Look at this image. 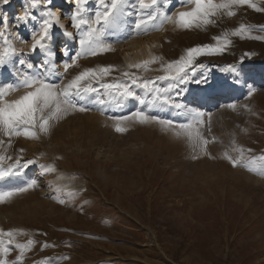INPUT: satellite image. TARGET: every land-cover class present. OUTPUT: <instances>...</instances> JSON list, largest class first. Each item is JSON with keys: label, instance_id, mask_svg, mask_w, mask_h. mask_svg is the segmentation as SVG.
<instances>
[{"label": "rangeland", "instance_id": "obj_1", "mask_svg": "<svg viewBox=\"0 0 264 264\" xmlns=\"http://www.w3.org/2000/svg\"><path fill=\"white\" fill-rule=\"evenodd\" d=\"M253 2L264 8V0ZM160 3L169 15L191 7L182 0ZM25 7L26 0H9L0 5V17L8 18L13 42L18 49H25L22 58L36 65L32 70L36 71L43 69V63L39 55H31L30 33L38 26L42 9L33 13H38L36 22L17 27L16 17ZM50 8L74 33L72 43L61 38L55 46L57 56L52 70L63 73L64 62L71 63V57L80 49L79 35L70 19L75 4L60 5L53 0ZM95 8V0H88L89 12ZM235 11L236 15H225L206 30L177 29L165 23L159 30L137 33L133 30L135 17L129 16L108 39L115 51L82 55L77 60L79 67L70 68L64 77L57 74L50 79L60 83L85 68L103 65L128 70V64L144 60L133 61V49L138 45L149 46L151 56H162L165 62L176 60L185 49L214 44L213 37L230 33L241 23L250 26L251 37H264V11L248 6ZM229 38L231 44L222 53L198 57L195 72L189 71L190 77L206 78V83L190 79L187 84H176L172 93L176 102L204 113L201 130L209 139L207 151L214 158L201 155L192 159L189 142L158 124L128 121L123 125L128 131L117 133L111 119L130 116L140 109L176 123L187 122L190 117L182 111L148 108L135 99L106 104L101 111L95 103L97 94H89L83 101L90 111L69 114L54 125L49 135L41 134L39 139L14 136L11 147L5 145L0 150L3 155L20 156V165L34 161L27 168L14 169L18 174L0 179V191L26 186L33 180L38 185L0 203V228L23 230L14 234L10 245L6 235L0 237L4 241L0 247L10 249L5 257L9 264L20 254L16 245H26L29 239L34 243L30 250H24L22 264H264V175L250 170L264 168V39L247 35ZM64 49L68 55H64ZM241 56L245 57L242 64ZM228 65H238L239 74L230 72ZM23 70L17 61L15 73ZM122 71L106 77V82L121 78ZM139 74L163 75L142 70ZM10 78L1 79L0 88L8 85ZM227 81L238 84V90L219 96L220 100L228 99L222 104L217 97L203 100L195 95L205 85L214 87ZM166 83L158 82L160 86ZM94 86L102 96L103 89L99 84ZM132 88L143 95L142 89L135 85ZM253 88L255 92L249 97ZM177 91L181 95H176ZM233 104L235 108L229 107ZM0 139L7 137L0 135ZM233 139L245 149L247 164L242 161L233 166L223 158ZM13 162L0 163L6 166ZM43 165L55 166L56 170L45 172ZM58 185L61 191H56ZM58 198L68 203L60 204Z\"/></svg>", "mask_w": 264, "mask_h": 264}, {"label": "snow or ice", "instance_id": "obj_2", "mask_svg": "<svg viewBox=\"0 0 264 264\" xmlns=\"http://www.w3.org/2000/svg\"><path fill=\"white\" fill-rule=\"evenodd\" d=\"M53 0H26V7L23 14L16 17L19 27L21 24L28 25L30 22H36L38 17L34 15V11L42 9L40 12L38 26L31 30V46L30 51L35 53L41 52L45 56L43 67L46 71L36 68L32 62L22 58L25 55L24 48H17L13 42L11 33L8 31V18L0 17V24L4 27L0 28V67L18 63L25 69L17 71V82L15 85L9 84L7 87L0 88V135L7 137V140L0 139V150L5 145L11 147L12 138L24 136L27 139H39L41 134L49 135L56 123L74 112H87L90 107L83 103L89 94H97L95 103L100 105L99 110L109 103L122 104L129 99H135L148 108H165L170 107L180 110L184 115L189 116L187 122L176 123L171 119H163L156 115H151L144 110H136L130 116L112 117L115 121L113 127L117 133H125L128 131L125 122L134 121L139 124H158L163 130L171 131L176 137L183 136L192 147V159L197 160L201 155L211 154L207 151L209 139L205 137L201 130L204 124L202 117L204 113L196 109L187 108V106L176 102L172 93L176 84H187L189 80H194L197 84L206 83L207 79H195L189 75V71L195 72L196 61L198 57L205 55H213L222 53L227 46L231 44L229 36H239L245 38L264 39V37H251L250 26L243 23L239 24L230 33L222 36L213 37L214 44H202L189 47L176 60L165 62L162 56H150L149 59L142 60L138 63L128 64L127 69L122 71L115 65H103L96 68H85L72 77L70 80H61L60 83L51 81L50 76L59 75L66 76L69 69L79 67L77 60L82 55H97L103 52L115 51L108 39L113 32L120 30L125 18L134 16L133 30L137 33L147 32L149 30H159L165 23H171L177 29L206 30L209 25L216 24L217 20L223 16L232 17L236 15L235 9L241 6H248L256 11H264V8L258 7L253 0H182L191 7L184 11H180L175 15H169L166 10L162 9L160 0H95L96 8L90 13L87 9L88 0H75V10L71 13V25L79 35L80 49L71 57V63L65 61L63 64L64 72L55 73L52 65L56 57V52L52 48L53 28L59 27L65 29V25L60 23L59 17L49 7ZM9 0H0V5L8 4ZM164 4H169L170 0H163ZM131 9V10H130ZM64 35L74 37V33L65 30ZM21 43H24L21 39ZM64 55H68V50H63ZM250 55V54H245ZM244 56L240 58V64L244 61ZM152 65H158L153 69ZM133 69L137 71H132ZM159 71L163 75L155 77H146L139 74V71ZM230 72L239 74L238 65H228ZM122 71V77H113L111 81L105 80L114 72ZM159 81H165L166 86H160ZM94 84H99L103 89V95L98 94V89ZM132 85L143 90V95H137ZM24 89L23 94L14 99H7L10 93ZM255 89L248 92L251 97ZM176 95H181L177 91ZM235 108V105H229ZM248 108L247 105L244 106ZM216 138L213 137L214 141ZM24 149H20L23 153ZM248 151H251L250 149ZM231 153H236L232 155ZM245 149L243 146L237 145L235 139L230 143L228 149L223 153V158L230 161L233 166H237L245 160ZM6 166L0 163V179L7 176L16 175L18 172L14 169L18 167L27 168L28 165L34 163L28 160L20 165V156L13 158L0 154V162L5 160L12 161ZM59 159V157H58ZM45 172H54L55 166L43 165ZM258 171L264 175V168L250 169ZM38 186L35 180L23 187H16L8 191H0V203L6 202L12 197ZM62 189L58 185L56 191ZM69 195H75L69 192ZM58 203L67 204L68 200L58 198ZM23 230H4L0 228V237L7 236L8 244H12L14 234H20ZM34 243L29 239L26 245H16L21 249L20 254L16 256L11 264H22L24 250ZM4 241L0 240V245ZM48 245L45 243L44 245ZM30 250V248H29ZM10 249L8 247H0V264H9L5 258L8 256Z\"/></svg>", "mask_w": 264, "mask_h": 264}, {"label": "bare ground", "instance_id": "obj_3", "mask_svg": "<svg viewBox=\"0 0 264 264\" xmlns=\"http://www.w3.org/2000/svg\"><path fill=\"white\" fill-rule=\"evenodd\" d=\"M56 1H58V3H60V5L62 4V5H71L73 2H74V4H75V0L71 3V1L72 0H56ZM59 5V4H58ZM49 7H51V5L49 6ZM54 7V6H53ZM53 12L55 11L56 12V10H53V9H51ZM54 12V13H55ZM56 14V16H58V14H57V12L55 13ZM40 15V14H39ZM37 16H38V13H37ZM59 17V16H58ZM60 19V18H59ZM65 20H61L60 21V23L61 24H63V25H65ZM65 30H67V31H70L69 29H67V27L65 26V29H60L59 27H54L53 28V30H52V32H53V40H52V48H53V50L55 51V49L57 48V47H55L56 46V44H57V39H64L65 41H68L69 43H72V41H73V37L72 38H70V37H67V36H65L64 35V31ZM71 32V31H70ZM140 40V39H139ZM141 41V40H140ZM138 42V41H137ZM136 42V43H137ZM142 42V41H141ZM145 43V42H144ZM144 43H143V45H144ZM134 44V43H133ZM132 44V45H133ZM139 44V43H138ZM139 46V45H138ZM138 46H136V47H134L135 49H133L134 50V54H133V56H134V60L133 61H135V60H140V59H148V57H150L151 56V50L148 48V47H146V46H141V47H139L138 48ZM62 47V46H61ZM151 47V46H150ZM152 49V48H151ZM56 53H57V51H56ZM31 55L33 56V58H35L36 57V55H39L40 56V62H44V60H45V56H44V54L43 53H41V52H39V51H37V52H35V53H31ZM57 56V55H56ZM125 58H127V59H129L128 58V56H126ZM39 62V63H40ZM54 62H55V60H54ZM53 62V65L55 64ZM135 63V62H134ZM41 65V64H40ZM43 66V65H42ZM37 68H38V66H37ZM38 69H40L41 71H45V68L43 67V69H41V68H38ZM37 70V69H36ZM9 78V77H11L10 79H11V82L9 83V84H13V85H15L16 84V82H17V76H16V73H15V71H14V67L12 66V65H6V66H4V67H0V80L1 79H4V78ZM8 84V85H9ZM218 84H220V82L218 83ZM3 86H2V88L3 87H7V84H2ZM1 87V86H0ZM200 89V88H199ZM236 90H238V84H236V83H233V82H231V81H227V82H224V83H221L220 85H215L214 87H211L210 86V84L209 85H205L203 88H202V90H198V91H196L195 92V95L196 96H202L203 97V100H208V99H206V97L207 96H211V98H215L216 99V97L217 98H219V100L217 101L218 103H220V104H222V103H224V101L225 100H228V99H226V98H224L223 100H220V99H222V98H220V97H225V96H228V95H231L233 92H235ZM229 91H231V92H229ZM233 91V92H232ZM229 92V93H228ZM21 94H23V92L21 93V91H14V92H12V93H10V95L8 96V98L9 99H14V98H16V97H18L19 95H21ZM217 94H219V95H217ZM217 95V96H216ZM220 96V97H219ZM7 98V99H8ZM210 98V97H209ZM230 99V98H229ZM217 100V99H216ZM64 176V175H63Z\"/></svg>", "mask_w": 264, "mask_h": 264}]
</instances>
